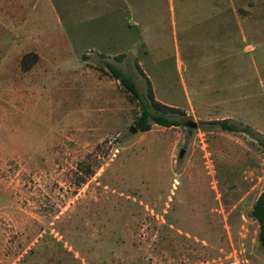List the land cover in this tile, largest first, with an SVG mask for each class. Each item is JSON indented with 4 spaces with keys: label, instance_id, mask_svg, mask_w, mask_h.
<instances>
[{
    "label": "rangeland",
    "instance_id": "rangeland-1",
    "mask_svg": "<svg viewBox=\"0 0 264 264\" xmlns=\"http://www.w3.org/2000/svg\"><path fill=\"white\" fill-rule=\"evenodd\" d=\"M258 138L264 0H0V264H264Z\"/></svg>",
    "mask_w": 264,
    "mask_h": 264
},
{
    "label": "trees",
    "instance_id": "trees-1",
    "mask_svg": "<svg viewBox=\"0 0 264 264\" xmlns=\"http://www.w3.org/2000/svg\"><path fill=\"white\" fill-rule=\"evenodd\" d=\"M36 54H24L20 65L23 70L30 68V64L35 62ZM106 67L110 75L123 86L131 97L136 99L139 108V114L134 119L135 128L141 131L150 129L153 123L162 126L180 125L181 121L176 115H185V112L177 107H172L161 103L154 97L153 89L148 77L141 67L136 63V68L146 79V92L142 93L135 82L117 65L106 62ZM215 124L222 130L238 131V127L226 119L216 121ZM191 131V129H188ZM258 141L264 148V139L258 138ZM251 216L257 222V239L261 245H264V189L257 196L251 211Z\"/></svg>",
    "mask_w": 264,
    "mask_h": 264
},
{
    "label": "water",
    "instance_id": "water-1",
    "mask_svg": "<svg viewBox=\"0 0 264 264\" xmlns=\"http://www.w3.org/2000/svg\"><path fill=\"white\" fill-rule=\"evenodd\" d=\"M187 125L190 126V127H195L196 126V123L195 122H192V121H188L187 122ZM131 130L135 131L136 129L134 127H130ZM183 155V150L180 151L179 153V157H181Z\"/></svg>",
    "mask_w": 264,
    "mask_h": 264
},
{
    "label": "built area",
    "instance_id": "built-area-1",
    "mask_svg": "<svg viewBox=\"0 0 264 264\" xmlns=\"http://www.w3.org/2000/svg\"><path fill=\"white\" fill-rule=\"evenodd\" d=\"M229 263H230V264H237V261H236V259L233 258V259H231V260L229 261Z\"/></svg>",
    "mask_w": 264,
    "mask_h": 264
}]
</instances>
